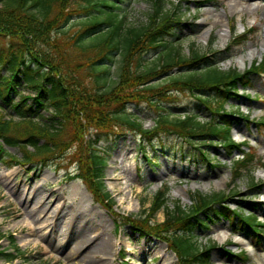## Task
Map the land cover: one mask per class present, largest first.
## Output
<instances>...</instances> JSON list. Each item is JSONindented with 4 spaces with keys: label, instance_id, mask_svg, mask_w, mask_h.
I'll return each instance as SVG.
<instances>
[{
    "label": "rangeland",
    "instance_id": "obj_1",
    "mask_svg": "<svg viewBox=\"0 0 264 264\" xmlns=\"http://www.w3.org/2000/svg\"><path fill=\"white\" fill-rule=\"evenodd\" d=\"M109 1L121 8L117 13L127 29L143 26L149 18L152 5L149 0ZM231 4L236 6L235 11ZM164 6L170 11L175 7L177 16L181 17L176 29L177 39L167 38L176 42L181 56L192 50H198L202 55L224 50L232 40L229 28L235 25L239 36L245 30H252L249 41L229 51L226 58L211 56L209 59L217 62L221 70L234 68L243 72L252 61L264 58V0H165ZM83 18L81 13L73 15L64 28L65 33H53L50 39L60 49V57L72 65L78 60L86 62L87 57L92 56L91 50L79 54V49L70 41L81 28ZM4 44L0 38V48ZM51 54L57 55L54 51ZM158 55L160 51H152L146 58L153 60ZM112 57L110 75L114 76L119 53L113 52ZM243 57L246 58L244 62ZM5 74V70L0 73L1 76ZM163 79L159 77L156 81ZM18 91L23 96L30 94L24 86ZM236 94L224 107L226 112H236L234 107H238L242 113L231 126L232 140H245L242 149L248 151L246 147L250 148L263 164L250 175L243 172L238 179H232L231 172L232 161L242 157L240 152L229 155L215 137H198L188 142L164 128L156 129L155 121L163 111L147 103L128 105L126 114L134 117L142 129L151 134L142 135L118 122L113 134L100 135L99 147L107 155L103 183L108 203L97 201L81 181L67 179L77 167L70 162L68 154L47 162L44 168L30 165L7 168L0 159V235H3L0 250L8 249L7 237L12 235L24 253L18 260L11 263L0 260V264H85L81 259L87 248H102L101 243L107 244L105 249L86 254L95 264H178L175 253L165 241L141 236L127 221L139 218L142 210L149 209L164 187H167L168 200L165 209L155 215L157 223L164 221L166 209L172 210L178 205L185 209L194 207L196 193H223L226 197L224 206L233 210L240 207L264 222V126L256 124L264 117V76L252 74L247 90L238 87ZM171 96L160 104L166 115L193 114L201 121L210 119L211 114L191 93H173ZM14 99L18 101V97ZM39 113L46 118L51 110L44 109ZM13 120L18 121L16 117ZM4 148L21 158L17 148ZM251 177L254 183L263 185L257 190L251 188ZM128 190L130 196L126 197L124 192ZM109 209L122 217L125 224H118ZM23 222L35 226L43 224L47 233L30 230L22 225ZM259 229L262 232L260 240L253 234L236 232L231 228L230 220L209 212L198 214L193 234L198 243L209 248L210 264H264V227ZM59 234L70 237V241L61 239ZM79 236H86L89 242L86 248L82 247L79 253L72 255L73 243ZM223 238L225 241L221 242ZM241 251L246 252L247 261L232 257ZM10 252L12 250L8 249L7 253Z\"/></svg>",
    "mask_w": 264,
    "mask_h": 264
},
{
    "label": "trees",
    "instance_id": "obj_2",
    "mask_svg": "<svg viewBox=\"0 0 264 264\" xmlns=\"http://www.w3.org/2000/svg\"><path fill=\"white\" fill-rule=\"evenodd\" d=\"M149 1L152 5L147 22L127 29L117 13L121 8L109 0H0V38L5 42L0 48V73L6 71L5 76L0 75V159L5 167L44 168L47 162L68 154L77 167L67 179L80 180L97 201L108 203L103 183L107 155L99 147L100 135L113 134L118 122L142 135L151 134L126 114L128 105L141 103L163 111L155 121L156 129L164 128L188 142L198 137H215L229 155L239 150L231 139V126L242 113L238 107H234L236 112H226L224 107L236 97L238 87L247 90L252 74L264 76V59L253 61L238 72L231 68L221 70L217 62L198 50L181 56L176 42L167 39L176 38L181 17L165 8V0ZM79 13L84 15L81 28L70 41L79 54L91 50L92 56L86 62L78 60L72 65L60 57V49L50 39L53 33L64 34L66 24ZM230 33V45L212 56L224 58L229 51L242 47L252 30L239 36L233 26ZM53 51L56 56H52ZM152 51H160V55L149 60L146 55ZM113 52L120 57L114 76L110 75L109 65L114 61ZM159 77L164 79L157 82ZM21 86L30 94L21 95L18 91ZM181 92L194 95L211 114L210 119L201 121L193 114L166 115L160 104L173 93ZM28 101L31 103L27 104ZM44 109L51 110L49 117L39 113ZM13 116L18 118L17 122ZM256 124L263 126L264 117ZM4 146L17 148L21 158L9 154ZM241 153L243 157L232 162L235 179L243 172L250 175L256 167L263 166L250 148ZM250 184L258 188L253 177ZM196 194L194 207L185 209L178 205L166 209L164 221L157 223L155 215L165 209L168 200L164 187L151 207L142 210L139 218L127 219L128 224L141 236L165 241L178 264H210L209 248L198 243L193 234L200 213L213 212L230 220L236 232H247L260 240L259 227L263 225L252 213L224 206L223 193ZM111 213L118 224H125L122 217ZM7 241L12 252L0 250V260L11 262L24 256L12 235ZM232 257L248 259L244 251Z\"/></svg>",
    "mask_w": 264,
    "mask_h": 264
},
{
    "label": "bare ground",
    "instance_id": "obj_3",
    "mask_svg": "<svg viewBox=\"0 0 264 264\" xmlns=\"http://www.w3.org/2000/svg\"><path fill=\"white\" fill-rule=\"evenodd\" d=\"M231 9H233V11H235V10H236V6H235L234 4H231ZM245 59H246V58L243 57L241 60L244 62ZM247 60H249V57H247ZM130 192H131L130 190L125 191V192H124L125 196H126V197H129V196H130ZM39 216H40V215L37 216V219L40 218ZM22 225H23L24 227L30 229V230H33V229H34V230H36L37 232L42 233V234H46V233H47V232H44L45 229H46V226L43 225V224H42V225L35 226L34 224H28L27 222H23ZM59 235L61 236V239H65L66 242L70 241V237L67 238V237L64 236L63 234H62V235L59 234ZM58 239H59V238H58ZM222 241H225V238L221 239V242H222ZM66 242H65V243H66ZM88 242H89V239H87L86 236H79V237L75 240V242L73 243V245H75V249H74V252L71 253V254H72V255H76V253H79L78 251H79L82 247L86 248V245H87ZM100 245H102V248H101V247H100V248H97V246H96V247H93V248H87L88 250H87V253H86V254H87V255L95 254L97 250L105 249L104 246H106L107 244H105V243H101ZM100 245H99V246H100ZM100 251H101V250H100ZM71 252H72V251H71ZM86 254L83 255L81 261L84 262L85 264H95L96 262H95V261H92V262H91V261L89 260L90 258H88V256H87Z\"/></svg>",
    "mask_w": 264,
    "mask_h": 264
}]
</instances>
